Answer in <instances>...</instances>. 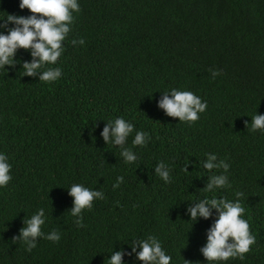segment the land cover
Here are the masks:
<instances>
[{
  "label": "trees",
  "instance_id": "trees-1",
  "mask_svg": "<svg viewBox=\"0 0 264 264\" xmlns=\"http://www.w3.org/2000/svg\"><path fill=\"white\" fill-rule=\"evenodd\" d=\"M78 3L81 11L73 13L65 51L53 66L61 78L45 83L40 73L22 76V61L33 59L24 49L15 67L0 68V153L12 165V180L0 187V264H107L122 248L124 264H143L132 240L149 235L171 264H208L200 249L218 213L194 222L187 209L206 196L235 201L236 192L244 193V218L257 243L244 260L220 264H264V132L245 124L264 114V0ZM19 5L0 0V23L8 14L31 15ZM212 70L220 75L213 79ZM174 88L207 102L195 124L159 107ZM118 117L151 137L146 147L132 145L135 131L127 137L123 147L137 155L134 163L102 136L107 120ZM208 153L229 163L230 188L203 190L213 174L203 167ZM161 161L171 169V183L155 173ZM119 176L124 181L113 189ZM73 184L104 193L83 213L82 228L70 214ZM40 208L47 217L43 231L55 230L61 240L40 238L28 252L12 238Z\"/></svg>",
  "mask_w": 264,
  "mask_h": 264
},
{
  "label": "clouds",
  "instance_id": "clouds-1",
  "mask_svg": "<svg viewBox=\"0 0 264 264\" xmlns=\"http://www.w3.org/2000/svg\"><path fill=\"white\" fill-rule=\"evenodd\" d=\"M19 6L21 9H28L31 15L8 14L2 19L4 22L0 23V28H7L8 31L7 34L0 32V68L15 67L17 63H20L16 59L17 52L24 49L30 51L33 59L22 61V76H36L40 73L39 81L55 82L61 78L62 70L53 66L58 63L65 51L64 41L68 38L75 20L73 13L81 11L78 0H20ZM9 23L15 26L9 28ZM71 43L83 45L85 41L73 39ZM211 75L214 79L220 75V72L212 70ZM159 107L163 108L168 116L179 118V122L191 125L200 119V113L206 111L207 102L202 101L192 91H181L174 88L170 92H165L163 99L159 102ZM107 122L102 132L107 145L121 146L120 155L124 161L134 163L138 159L137 155L131 148L123 147L127 137L135 131L132 145L146 147L151 139L150 135L144 131H136L134 124L123 117H118L113 121L109 119ZM245 124L252 133L264 132V114L258 113L252 116L251 122L245 121ZM94 131L95 126L93 133ZM8 159L6 154L0 153V187H7L12 180V165ZM188 165H185L183 171H189ZM203 167L213 173L203 188L206 193H214L218 189L231 187L227 175L230 165L225 160H218L216 154L208 153ZM219 169H223L222 174L217 175L213 172ZM170 172L171 169L163 161L155 167V173L165 183L172 181ZM123 181V176L117 177L113 189L119 188ZM69 190L70 195L74 197V206L70 209V214L75 218L74 223L77 227H85L83 213L91 211L97 199H104V193L100 190H92L83 184H73ZM235 195L237 197L235 201L214 195L206 196L198 200L199 202L194 206L189 205L187 209L190 213V220L194 222L199 217L205 219L212 217L213 209L218 213L212 227L208 230L207 243L200 249L208 264H220V262L237 258L244 260L246 254L253 251L252 246L257 243L249 221L244 218L246 209L240 199L244 193L236 192ZM46 219L45 209L40 208L30 218L25 219L20 235L12 238L13 243L22 242L28 252L37 247V241L40 238L59 243L61 240L59 232L53 230L46 234L43 231ZM132 252L136 253V259L142 261L143 264H171L172 261V257L166 254L161 242L154 235H149L146 239L139 241L132 240ZM123 256L122 248L107 258V264H124Z\"/></svg>",
  "mask_w": 264,
  "mask_h": 264
}]
</instances>
